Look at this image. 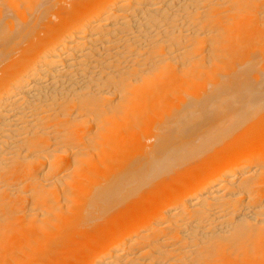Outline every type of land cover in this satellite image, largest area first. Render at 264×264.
Instances as JSON below:
<instances>
[{"label": "bare ground", "instance_id": "6f19581e", "mask_svg": "<svg viewBox=\"0 0 264 264\" xmlns=\"http://www.w3.org/2000/svg\"><path fill=\"white\" fill-rule=\"evenodd\" d=\"M0 264H264V0H0Z\"/></svg>", "mask_w": 264, "mask_h": 264}]
</instances>
